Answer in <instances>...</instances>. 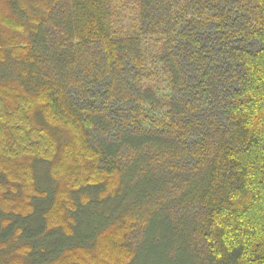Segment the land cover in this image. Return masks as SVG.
I'll return each mask as SVG.
<instances>
[{
	"label": "trees",
	"instance_id": "obj_1",
	"mask_svg": "<svg viewBox=\"0 0 264 264\" xmlns=\"http://www.w3.org/2000/svg\"><path fill=\"white\" fill-rule=\"evenodd\" d=\"M146 250L264 264V0H2L0 264Z\"/></svg>",
	"mask_w": 264,
	"mask_h": 264
},
{
	"label": "rangeland",
	"instance_id": "obj_2",
	"mask_svg": "<svg viewBox=\"0 0 264 264\" xmlns=\"http://www.w3.org/2000/svg\"><path fill=\"white\" fill-rule=\"evenodd\" d=\"M1 1L2 0H0V2ZM38 170H40V169H38ZM40 173H41L40 176H42V179H41L42 181H41V183H39L40 184L39 187H41L43 189H53V187H54L53 182L50 181L49 178H47V175L45 174V172H43V170H40ZM47 182L51 183V184H47ZM148 251L146 250L144 258H143V260L141 261L140 264H149V260L148 259L150 258L149 257L150 255H149Z\"/></svg>",
	"mask_w": 264,
	"mask_h": 264
}]
</instances>
